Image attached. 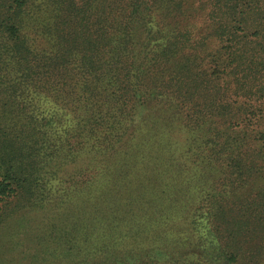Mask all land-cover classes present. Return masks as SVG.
<instances>
[{
    "label": "trees",
    "instance_id": "obj_1",
    "mask_svg": "<svg viewBox=\"0 0 264 264\" xmlns=\"http://www.w3.org/2000/svg\"><path fill=\"white\" fill-rule=\"evenodd\" d=\"M141 162L192 173L176 211ZM13 206L49 213L40 264H264V0H0Z\"/></svg>",
    "mask_w": 264,
    "mask_h": 264
},
{
    "label": "rangeland",
    "instance_id": "obj_2",
    "mask_svg": "<svg viewBox=\"0 0 264 264\" xmlns=\"http://www.w3.org/2000/svg\"><path fill=\"white\" fill-rule=\"evenodd\" d=\"M139 166L140 172L138 174L136 172L132 173L130 180L141 185L142 190L144 187L145 189L151 188V191L156 193L157 197L151 208L156 210V204L160 201L161 203L157 205L167 210L176 211L177 205L167 207L168 204L163 203L161 198L170 191L169 188L176 189L180 193L190 188L194 181L192 173L186 172L184 169L175 170L172 165L166 167L168 171L155 170L156 167L150 168L144 162H141ZM152 170L154 172H148ZM157 173L164 174V176L156 175ZM198 179L202 180L200 177ZM154 216H160V221L166 219L159 212ZM169 218L172 219L171 217ZM175 218L173 219L181 220L179 216ZM145 220H147V217ZM49 222V213L46 212L45 208L42 211H38L13 206L10 219L0 226V264H24L27 260L32 261L34 259H36V264H40L42 258L47 257V254L51 251L48 248H53L55 250L54 253L61 254L59 244L56 243L54 245L55 248L48 244V241L51 240H48L44 232L48 230ZM56 222L60 223L58 220Z\"/></svg>",
    "mask_w": 264,
    "mask_h": 264
}]
</instances>
